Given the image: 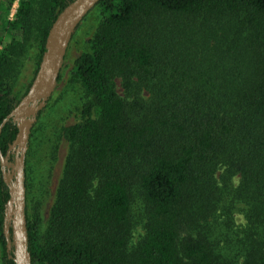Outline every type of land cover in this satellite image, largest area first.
I'll return each mask as SVG.
<instances>
[{
	"label": "trees",
	"instance_id": "obj_1",
	"mask_svg": "<svg viewBox=\"0 0 264 264\" xmlns=\"http://www.w3.org/2000/svg\"><path fill=\"white\" fill-rule=\"evenodd\" d=\"M72 1L20 0L11 19L16 0H0V126ZM93 13L70 72L81 103L59 130L69 151L45 230L30 206L39 122L29 141L32 264H264V0H101L84 20ZM28 58L36 68L21 91ZM18 133L9 120L4 156ZM10 197L0 160L3 264H16Z\"/></svg>",
	"mask_w": 264,
	"mask_h": 264
},
{
	"label": "water",
	"instance_id": "obj_2",
	"mask_svg": "<svg viewBox=\"0 0 264 264\" xmlns=\"http://www.w3.org/2000/svg\"><path fill=\"white\" fill-rule=\"evenodd\" d=\"M100 1L74 0L58 15L49 32L46 50L28 93L0 126V136L5 125L11 119L17 123L19 128L18 136L7 156H4L0 146L3 177L11 194L5 212L4 232L8 240V247L12 249L8 223L9 219L12 218L11 228L16 264H32V255L29 250L26 214L27 187L25 184L26 154L32 129L38 114L45 109L49 98L56 91L73 34ZM12 153L16 154L14 165L9 160ZM11 167L14 168V172L9 174L7 169Z\"/></svg>",
	"mask_w": 264,
	"mask_h": 264
},
{
	"label": "rangeland",
	"instance_id": "obj_3",
	"mask_svg": "<svg viewBox=\"0 0 264 264\" xmlns=\"http://www.w3.org/2000/svg\"><path fill=\"white\" fill-rule=\"evenodd\" d=\"M19 1L16 0L11 9V19H14L17 14ZM98 24L99 16L95 13L89 15L81 23L75 33L74 40L70 44L65 60V80L61 81L60 85H57L51 107L43 113L41 119L37 116L35 123L37 124L39 122L43 129L36 134L30 158V206L32 216L39 215L38 220L42 230L46 229L53 206L54 193L62 176L64 162L69 151L68 143L59 137V130L62 126L73 124L77 120L78 108L81 103L74 91L75 83L73 84L71 80L69 82L70 72L73 68L75 58L81 52L87 50L89 37L95 32ZM1 49L0 47V51ZM35 68L34 60L30 58L26 59L22 75L18 82L19 90L24 91L27 88L33 78ZM120 92H122L121 88ZM12 155L15 161V153H12ZM27 157L28 151L26 154V164ZM46 190L49 191L48 195L45 194ZM34 205H38L37 210L34 209ZM238 220L239 224L245 222L242 215H238ZM12 221V218L8 221L10 227L12 226ZM144 233L143 229H138L135 235V242H138ZM2 253L3 250L0 244V264H3Z\"/></svg>",
	"mask_w": 264,
	"mask_h": 264
},
{
	"label": "flooded vegetation",
	"instance_id": "obj_4",
	"mask_svg": "<svg viewBox=\"0 0 264 264\" xmlns=\"http://www.w3.org/2000/svg\"><path fill=\"white\" fill-rule=\"evenodd\" d=\"M16 155V154H15ZM16 157V156H15ZM13 155L11 154L10 157H9V160H13ZM11 162V161H10ZM13 165L15 164V161L14 162H11ZM8 173L11 174L12 172H14V168L11 167V168H8Z\"/></svg>",
	"mask_w": 264,
	"mask_h": 264
}]
</instances>
